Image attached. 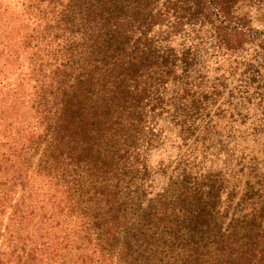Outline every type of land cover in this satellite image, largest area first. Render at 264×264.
<instances>
[{
    "label": "trees",
    "instance_id": "obj_1",
    "mask_svg": "<svg viewBox=\"0 0 264 264\" xmlns=\"http://www.w3.org/2000/svg\"><path fill=\"white\" fill-rule=\"evenodd\" d=\"M65 2L60 15L73 13L65 61L53 70L48 93L31 101L30 119L43 127L12 144L21 105L0 148V264H101L95 254H70L64 241L52 247L51 236H69L66 226H77L79 238L96 240L104 253L127 243L121 237L154 217L169 195L212 196L205 190L211 173L193 169L184 145L230 97L220 62L232 55L264 60V0ZM245 15L261 28L241 22ZM171 124L180 129L167 144ZM163 145L165 153L178 150L175 157L163 159L156 152ZM215 175L229 233L264 235L258 175Z\"/></svg>",
    "mask_w": 264,
    "mask_h": 264
},
{
    "label": "rangeland",
    "instance_id": "obj_2",
    "mask_svg": "<svg viewBox=\"0 0 264 264\" xmlns=\"http://www.w3.org/2000/svg\"><path fill=\"white\" fill-rule=\"evenodd\" d=\"M65 1L0 0V148L5 141L9 143L11 125L18 119L14 110L21 105L24 120L19 127L20 136L16 134L12 144L25 142V134L31 135L33 130L43 127L30 119V112H35L31 101L36 100L37 92L48 93L47 83L53 70L65 61L61 48L68 44L66 23H71L73 18L71 12L64 17L60 15ZM248 19L245 15L241 22L253 30L261 28L258 21L248 22ZM251 46L240 47L251 53L256 50L255 45ZM220 64L218 72L228 71L225 77L230 97L224 105L214 106L208 127L199 126L188 135L184 145H190L186 153L189 156L185 157L192 159L193 169L211 173L209 187L205 190L212 196L195 200L185 194L180 197L169 195L164 204L155 207L154 217L138 222L131 235H127L129 241L127 237H121V243H127L120 247L114 245L104 253L92 236L89 237L91 242L82 241L80 238L84 233L77 226H66L67 230L71 229L69 236L60 230L58 239L51 236L52 247L61 248L58 243L64 241L70 254H95V257L103 258L101 264H264L258 262L264 261V235L229 233L227 220L221 218L226 199L223 195L217 197V190L223 191L219 178L215 181V174L227 176L234 170L235 176L247 175L252 169L264 189V60L243 61L232 55ZM171 129L172 133L167 132V144L176 140L174 134L180 128L171 124ZM159 134L164 136L165 130ZM176 142L183 143L181 140ZM161 147L156 152L162 153L163 159L166 155L173 158L178 152L173 148L165 153V145ZM238 170H242L241 173ZM261 199L264 210V192ZM164 207L165 214L162 213ZM157 211L160 213L155 215ZM218 227L220 233H217ZM222 232L229 234L223 238Z\"/></svg>",
    "mask_w": 264,
    "mask_h": 264
}]
</instances>
